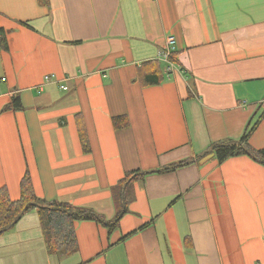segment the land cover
<instances>
[{
    "label": "crops",
    "instance_id": "1",
    "mask_svg": "<svg viewBox=\"0 0 264 264\" xmlns=\"http://www.w3.org/2000/svg\"><path fill=\"white\" fill-rule=\"evenodd\" d=\"M0 29V112L14 95L24 106L0 115V189L14 201L29 173L38 197L112 220L127 172L195 159L264 112V0H0ZM169 35L183 74L160 61ZM152 60L165 80L144 87ZM250 145L264 149V118ZM133 190L113 233L76 224L70 257L51 255L38 212L26 214L0 237V264H264V166L249 157L214 156Z\"/></svg>",
    "mask_w": 264,
    "mask_h": 264
},
{
    "label": "trees",
    "instance_id": "2",
    "mask_svg": "<svg viewBox=\"0 0 264 264\" xmlns=\"http://www.w3.org/2000/svg\"><path fill=\"white\" fill-rule=\"evenodd\" d=\"M0 47L9 49L5 31L0 29ZM176 62L175 54L172 59ZM183 70V69H182ZM139 80L144 87L157 86L164 82L165 75L159 60L144 62L138 71ZM24 110L20 95H14L6 104L0 115L9 111ZM264 118V112L256 119H251L242 136L238 139H226L212 143L195 159L184 160L171 164L162 169L144 172L140 170L127 172L122 180L112 188V195L116 205V215L112 220L94 212L92 209L77 207L58 200L48 201L38 197L29 173L21 181L20 199L10 198L6 188L0 189V237L12 230L28 213L36 211L40 216V223L48 251L54 256L70 257L78 252L76 224L78 222H94L103 226L111 234L120 226L121 219L129 213V206L135 200L133 190L136 182H142L148 175L171 172L190 166L201 161L204 157L214 154L219 164L230 158L247 156L256 163L264 166V149H255L250 145V138L256 132ZM79 137L85 153H89L90 143L88 133L81 115H76ZM114 127L122 129L129 125L126 117L113 118Z\"/></svg>",
    "mask_w": 264,
    "mask_h": 264
},
{
    "label": "built area",
    "instance_id": "3",
    "mask_svg": "<svg viewBox=\"0 0 264 264\" xmlns=\"http://www.w3.org/2000/svg\"><path fill=\"white\" fill-rule=\"evenodd\" d=\"M174 54H176V38L173 35H169L167 36L166 47L160 60L165 65L166 75H171L175 72L183 74L182 68L178 67L176 62L172 60ZM46 79L48 80L49 78ZM261 109L264 111V101L261 104Z\"/></svg>",
    "mask_w": 264,
    "mask_h": 264
},
{
    "label": "water",
    "instance_id": "4",
    "mask_svg": "<svg viewBox=\"0 0 264 264\" xmlns=\"http://www.w3.org/2000/svg\"><path fill=\"white\" fill-rule=\"evenodd\" d=\"M213 157H214V154H210V155L204 157V158L201 160V163H204V162H206L207 160H209L210 158H213Z\"/></svg>",
    "mask_w": 264,
    "mask_h": 264
}]
</instances>
